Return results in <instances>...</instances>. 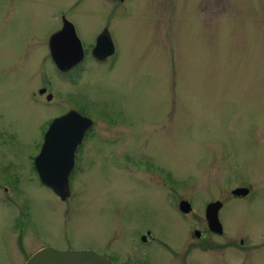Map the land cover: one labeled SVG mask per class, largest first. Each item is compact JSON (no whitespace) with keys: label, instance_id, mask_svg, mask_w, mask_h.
<instances>
[{"label":"rangeland","instance_id":"374dc122","mask_svg":"<svg viewBox=\"0 0 264 264\" xmlns=\"http://www.w3.org/2000/svg\"><path fill=\"white\" fill-rule=\"evenodd\" d=\"M74 2L0 0V158L18 166L30 232L63 249L181 264L188 243L197 241L194 228L206 227V205L219 200L225 233L246 234L256 247L244 254L196 250L191 263L264 264V0L111 1L115 9L107 0ZM61 8L87 48L110 27L118 49L113 69L89 60L75 90L94 119L108 112L128 126L115 144L92 133L89 170L67 201L23 179L43 120L56 112L34 108L36 81L51 68L54 86L64 87L54 65L41 59ZM124 156L130 170L119 165ZM141 161L166 169L173 188L141 174ZM244 184L253 196L234 197ZM181 199L192 209L181 211ZM0 203V264H14V235L4 226L13 210ZM145 230L156 241L142 244Z\"/></svg>","mask_w":264,"mask_h":264},{"label":"flooded vegetation","instance_id":"af4514ba","mask_svg":"<svg viewBox=\"0 0 264 264\" xmlns=\"http://www.w3.org/2000/svg\"><path fill=\"white\" fill-rule=\"evenodd\" d=\"M80 1L81 0H76V2L74 3H78ZM107 1L110 2V5L113 7V9H115V6H113V3L111 1L114 2L116 0H107ZM118 1H123V0H118ZM124 4L125 5L122 11L125 13L128 12L130 9L128 5H126L128 3H124ZM63 10L64 9L62 8L59 9L60 12L56 16L59 24H57L54 28L50 29V32L48 33L49 36L46 40L47 51L41 59H42V64L45 66H47V63L49 61L54 65L56 70L54 72L59 77L58 82L62 84V86L64 87L62 89L60 87L54 86L52 80V76L54 75V73L51 68H49L48 74L45 75L41 74L39 76V80L36 81L37 86L36 88L33 89L31 94L33 102H36L34 108L39 107L40 109H46V108L50 110L54 109V111L56 112L52 113L49 117L43 120V122L45 123V127L42 131V142L40 143L37 154L33 155L32 158L30 159L29 170H26L27 176L23 174V179L28 180L29 184L33 183L35 186L39 185L40 187H45L46 189H49L54 194V196L60 201H67L73 194V190H74L73 187L74 184L77 183L78 177L81 176V174H83L85 171L89 170L88 161L91 163L90 156L92 152H89L88 148L90 147L89 141L91 139L90 136L92 135V133L95 131L103 135L104 139L107 142H111L112 144H115L118 142L119 136L121 135L123 130L125 129L128 130V126H126V122L123 123L117 122L108 112L107 113L105 112L102 115V119L101 118L94 119L92 116L89 115V111L86 109L83 98L79 95V93H77L78 91L75 90L79 86V82H80L79 80L83 76V69L89 60L93 59L96 62H98L105 71H110L113 69V66L118 57V49H117V43L114 39L112 31L110 30V27L103 26V28L95 36L92 46L90 48H87L84 39L78 32L74 20L69 16L67 12H62ZM59 31L62 32V36H61L62 38L58 42L59 44H57V46H60V48L61 47L70 48L71 45L70 42L73 41L76 47L80 48L82 52L80 60L74 65H72L70 68H67L66 70H61L57 67V65L55 64L52 58V54L50 51L51 37L53 36V34ZM98 40L102 43L101 49L105 50L111 48L112 49L111 53H109L108 55H104L103 57H96L93 53V48L98 46ZM41 83L43 84L40 85ZM75 98H77V100ZM60 107L64 108V110L60 111L61 110ZM69 111H74L77 115H81L82 117H88L92 121L91 124H89L88 127L85 129L80 140H78L77 143H75V147L72 153L69 152L70 149L68 148L67 145H69L68 143H72L73 138L67 136L66 137L54 136V139L56 140V144L54 146L51 144V152L48 154L49 156L48 159L50 160H48V162L46 163L39 162V165L41 167L49 166L50 169L53 170L55 166L57 167L58 165H60L59 161H62L63 159L66 160L67 158H69V155L72 154L71 155L72 165L65 183V190H67L68 196L62 199L58 194L55 193L51 185H49L47 182L42 180L39 169L35 161L39 152L42 149L44 134L46 133V131L49 130L53 120L68 113ZM42 125L43 124H41V126ZM114 127L116 128L118 127L117 129H119L120 131H118L117 129L115 130ZM105 129L111 130L110 133L109 132L105 133L106 131ZM55 130H57L56 131L57 134L60 133V130L58 129ZM67 133L68 131H66V134ZM117 149H119V147ZM116 152L125 153L124 150L122 149ZM122 160H124V163L123 165L119 164L120 167H125L124 169L130 170L133 164L129 161V156H124ZM140 163H141L140 172H142L141 174L146 176L151 174L155 178H157L158 179L157 181H160L163 186H172L173 188V184L175 183V180L173 176L169 172H167L166 169H164L161 166H153L154 168H152V165L150 167L148 163L143 161H141ZM67 164L69 165L68 161L63 165L66 166ZM10 169H12V172L8 173V175H4V172ZM18 171H19L18 166L15 164V162H13L12 160H8L7 163H5L2 160V158H0V194H1L0 199L2 200L3 203L7 205V207H10L9 209L7 208L9 212L10 209L13 210V214L9 218L10 221L8 220L9 224H4V226L7 225L6 227H8L9 230L14 235V240H13V258L15 260L14 264H24L29 256H31L34 252H36L37 250L43 247L50 246L59 250H64V249L63 247H59L58 245H55L52 242L41 241L37 238V236L33 232H30L31 229L29 228L30 226L29 216H30L31 208L29 201L25 200L26 199L25 196L22 197V194H24L22 192L24 191L25 188L21 189V184H20L21 174ZM168 180H170L172 185L166 184V181ZM247 185L248 184H244L242 186L237 187V188H246L248 190L244 194L234 197L250 199L254 194L253 192L254 189L251 186L249 185L247 186ZM76 187H78V185H76ZM185 200L187 199L179 200L178 204ZM188 202L190 203V201ZM220 202H221V207L218 210V221L220 223L219 226L214 227L215 229L212 228L208 224V221L205 217L204 218L205 219L204 223L206 225L205 229L202 227L194 228L193 238H197V241L188 243L187 250L185 251L184 254H182L181 264H192L190 259L193 258L194 252L196 250H199L204 253H210V252L219 253V252H223L228 247H232L235 250H237L239 254H244L246 250H250L251 248L256 247V245L250 243L246 234H240L237 238H234L232 237V235H227L225 233L224 224L222 223L219 217V211L221 210L222 206L225 203L223 201ZM191 209H192V205H191ZM62 228L63 229L67 228L66 222L64 223V226ZM207 233L217 238H226V239L224 241L218 240L217 242L206 241L204 240V238L207 235ZM151 234L152 233H150V231L147 230H145L144 234L141 233V243L149 244L156 241L154 236L150 237ZM100 254L105 255L116 264H143L141 259L139 258L132 259L130 257L121 255L120 252H115L114 254H112L109 251H104L103 253L101 252Z\"/></svg>","mask_w":264,"mask_h":264},{"label":"water","instance_id":"95a60500","mask_svg":"<svg viewBox=\"0 0 264 264\" xmlns=\"http://www.w3.org/2000/svg\"><path fill=\"white\" fill-rule=\"evenodd\" d=\"M62 32L59 31L51 37L50 40V51L52 58L61 70H66L72 65L77 63L81 57V49L76 47L75 43L70 42V48L57 46L58 42L61 40ZM67 40V39H66ZM102 43L98 40V46L93 48V53L96 57H103L111 53L112 49H101ZM91 120L87 117H82L77 115L74 111H69L68 113L53 120L50 125L49 130L44 134V141L42 149L36 158V165L39 169L40 176L42 180L47 182L52 186L56 194H58L62 199L68 196L67 190H65V183L72 165V154L66 160L63 159L59 161L57 167L55 166L53 170L49 166L41 167L39 162H48V154L51 152V144L54 146L56 140L54 136L58 137H70L72 143H68L69 152H73L75 143L82 137L85 129L91 124ZM58 129L60 133H56ZM55 130V131H54ZM62 131V133H61ZM64 131V132H63ZM66 131L68 133L66 134ZM55 133V134H54ZM64 133V134H63ZM57 138V137H56ZM67 157V156H66ZM64 158V157H63ZM68 161L69 165H63ZM56 165V164H55ZM43 168V169H42ZM247 191L246 188H235L232 190V194L235 196L244 194ZM221 207V202L219 200L213 201L207 204L205 208V217L208 224L214 228L219 226L218 221V210ZM181 211L187 212L191 209L190 204L187 201H182L179 205ZM215 229V228H214ZM24 264H116L111 261L106 256L95 252L94 250H59L54 247H44L36 252H34Z\"/></svg>","mask_w":264,"mask_h":264}]
</instances>
